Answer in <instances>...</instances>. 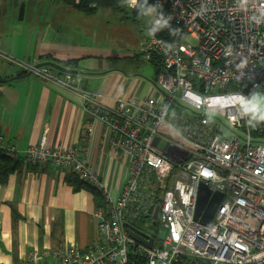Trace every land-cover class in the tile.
<instances>
[{"label":"built area","instance_id":"2783aa9c","mask_svg":"<svg viewBox=\"0 0 264 264\" xmlns=\"http://www.w3.org/2000/svg\"><path fill=\"white\" fill-rule=\"evenodd\" d=\"M136 3L130 0L131 7ZM150 12L153 24L141 54L162 63L157 96L120 99L105 110L81 75L15 61L25 72L80 94L86 114L111 129L112 147L128 165L119 197L105 192L96 209L101 245L69 246L53 253V260L35 253L21 264H264V0H153ZM163 23L175 25L178 43L157 35ZM93 130L91 124L85 136ZM80 150L51 149L45 136L22 155L0 136V154L51 164L102 187ZM201 184L211 192L207 203L214 193L224 194L207 226L195 218ZM142 217L160 227L159 241L149 228L135 225ZM127 224L151 237L152 248L132 238Z\"/></svg>","mask_w":264,"mask_h":264},{"label":"crops","instance_id":"0c3cea01","mask_svg":"<svg viewBox=\"0 0 264 264\" xmlns=\"http://www.w3.org/2000/svg\"><path fill=\"white\" fill-rule=\"evenodd\" d=\"M20 1L7 4L14 8L24 2ZM8 10L0 3V26ZM26 10L27 5L24 20ZM56 24L60 23L32 21L26 33L15 36L11 43L0 36V136L16 145L22 155L45 136L51 149H81L79 156H88L103 189L116 200L126 183L128 165L112 147L111 129L89 118L80 94L34 74L22 77L25 71L15 61L37 65L53 61L60 65L78 60L73 70L82 72L83 87L96 95L105 110H113L120 99L157 96L158 90L153 76L145 73L146 79L131 71L123 73L125 60L137 54L111 44L96 46L94 42L51 37L58 32L62 38ZM46 55L49 59H42ZM133 67L140 68V64ZM91 124L94 130L86 137ZM20 162L7 183L0 185V264H21L35 253L53 260V253L69 246L90 250L101 245L93 194L70 184V171L61 172L51 164ZM134 223L137 225L136 220Z\"/></svg>","mask_w":264,"mask_h":264},{"label":"rangeland","instance_id":"374dc122","mask_svg":"<svg viewBox=\"0 0 264 264\" xmlns=\"http://www.w3.org/2000/svg\"><path fill=\"white\" fill-rule=\"evenodd\" d=\"M5 2L0 1V3L6 4L9 10L2 18L4 24L0 26V36L4 35V40L10 43L15 36L19 37L22 33H26V28L32 21L39 19L41 24L45 22L52 25L60 23L56 25L59 26L57 30L62 38L58 36V32L50 34L51 37L75 39L90 44L94 42L96 46H104V44L108 46L111 44L113 48L123 52H130L132 55L140 54L142 52V42L147 35L148 28L153 24L154 17L152 12H150L139 23L134 24L130 19H125V17H130V15L111 9L101 10L95 16H86L66 5L62 0H29L25 1L27 5L26 18L23 21H19L20 6L11 8ZM107 34L110 35V39H108ZM185 42L187 44H195L190 37H186ZM140 62V68L146 75L156 76L155 70L149 62ZM188 113L191 114L190 112ZM222 131L226 136H230L232 133L225 121L222 124ZM164 145V143H161L159 147L162 149ZM91 186L101 191L102 195H104L103 186L98 187L93 184ZM150 187L154 188V192H158L156 186L154 187V183H151ZM158 199L159 197L153 202L154 206L158 204ZM136 222L141 227L149 228L151 233L155 235L156 240H160V227L152 226L148 217H142Z\"/></svg>","mask_w":264,"mask_h":264},{"label":"trees","instance_id":"16d2710c","mask_svg":"<svg viewBox=\"0 0 264 264\" xmlns=\"http://www.w3.org/2000/svg\"><path fill=\"white\" fill-rule=\"evenodd\" d=\"M7 1H13V0H5ZM66 5L70 6L74 10L78 11L79 13H82L86 16H95L97 13H99L101 10H114L126 13L127 15H130V17H125V19H130L131 22L134 24H137L140 22L142 18L147 16V14L150 12L152 6H153V0H137V3L134 7L130 6V0H62ZM25 3V1H24ZM174 24H167L163 23L159 29L157 30V35L160 38L167 39L170 43H178L180 38L174 33ZM150 29V27L148 28ZM49 56H44L42 59H49ZM126 66L124 67V74L128 73L127 71H131L132 75H138L141 77H144L147 79L145 72L140 71L139 67H133L135 64H140V61H146L143 59L142 54L134 55L133 58H128L125 60ZM42 62V63H48ZM148 62V61H147ZM50 63H56L51 61ZM79 61L78 60H70L61 62V66L66 69H76ZM150 64H153L155 67V73L156 76L152 77V81L156 85V81L158 78V75L160 71L162 70V63L160 62V59L157 57H154L152 61H149ZM48 67V66H47ZM48 68L51 69L53 72L56 71L55 68L49 66ZM29 72H22L21 75L26 76ZM63 74L62 72H59ZM58 73V74H59ZM22 163L19 160L12 159L5 154H0V185H5L8 181L9 176L14 173L16 170L20 168ZM68 182L72 184L76 189H85L90 191L97 201V207H101L104 204L105 198L104 195H102V192L99 191L96 188H92L91 184L89 182L80 180L75 174L71 173L68 175L67 178Z\"/></svg>","mask_w":264,"mask_h":264},{"label":"water","instance_id":"95a60500","mask_svg":"<svg viewBox=\"0 0 264 264\" xmlns=\"http://www.w3.org/2000/svg\"><path fill=\"white\" fill-rule=\"evenodd\" d=\"M25 8L26 5L24 2L21 3L20 9H19V20H24L25 16ZM43 66H52L56 68L58 71L62 73H70L74 75H80L82 72L77 70H71L66 69L62 67L59 64L56 63H49V64H40L37 67H43ZM32 73H28L27 76L31 75ZM260 109L264 111V101L260 105ZM200 192L198 196V204H197V210L195 214L196 220H198L202 225H209L212 221L222 199L223 194L220 192H216L212 195L211 200L207 203L209 198L211 197V192L208 190L207 186L204 184L200 185ZM207 204V205H206ZM205 210V211H204ZM204 211V213H203ZM128 229L130 230V236L134 238L139 243L143 244L144 246L148 248H152L153 240L151 237H148L144 232L140 231L139 229L133 227L132 225L127 224ZM148 239V240H147Z\"/></svg>","mask_w":264,"mask_h":264},{"label":"clouds","instance_id":"9594fccd","mask_svg":"<svg viewBox=\"0 0 264 264\" xmlns=\"http://www.w3.org/2000/svg\"><path fill=\"white\" fill-rule=\"evenodd\" d=\"M38 65H40V64H38ZM47 67V66H46Z\"/></svg>","mask_w":264,"mask_h":264}]
</instances>
